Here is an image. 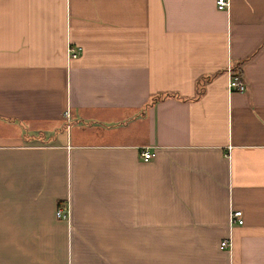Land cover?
Segmentation results:
<instances>
[{
  "label": "crops",
  "instance_id": "crops-1",
  "mask_svg": "<svg viewBox=\"0 0 264 264\" xmlns=\"http://www.w3.org/2000/svg\"><path fill=\"white\" fill-rule=\"evenodd\" d=\"M227 1L0 0V264H264V0Z\"/></svg>",
  "mask_w": 264,
  "mask_h": 264
},
{
  "label": "built area",
  "instance_id": "built-area-1",
  "mask_svg": "<svg viewBox=\"0 0 264 264\" xmlns=\"http://www.w3.org/2000/svg\"><path fill=\"white\" fill-rule=\"evenodd\" d=\"M227 4H228L227 0H216V5H217V8L219 9L225 8ZM78 50H79L78 47H76L74 50L71 47L67 46V52L70 56L76 54ZM227 87L230 90H243L244 83L242 79L240 78V76H232L228 79ZM140 155L144 160H147L152 156V152L148 150H143L140 152ZM67 212H68L67 208L62 209L60 207H57L54 211V214L56 217H59V218H67V215H68ZM229 222L230 224H234V223L242 224L243 223L242 211L240 209H231L229 213ZM229 245H230L229 239H223L219 242L220 248L229 247Z\"/></svg>",
  "mask_w": 264,
  "mask_h": 264
}]
</instances>
